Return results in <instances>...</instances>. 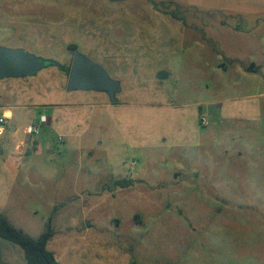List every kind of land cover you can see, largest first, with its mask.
<instances>
[{"label": "rangeland", "instance_id": "1", "mask_svg": "<svg viewBox=\"0 0 264 264\" xmlns=\"http://www.w3.org/2000/svg\"><path fill=\"white\" fill-rule=\"evenodd\" d=\"M0 44L58 64L0 81L15 147L55 133L0 155V213L58 264H264V0H0ZM76 53L114 101L68 90Z\"/></svg>", "mask_w": 264, "mask_h": 264}, {"label": "water", "instance_id": "2", "mask_svg": "<svg viewBox=\"0 0 264 264\" xmlns=\"http://www.w3.org/2000/svg\"><path fill=\"white\" fill-rule=\"evenodd\" d=\"M51 65L58 64L52 60L36 57L24 49H11L0 44V81L31 77ZM253 67L254 65L250 69ZM68 90L107 92L114 101L116 94L121 91V85L111 79L104 68L76 53L69 74Z\"/></svg>", "mask_w": 264, "mask_h": 264}, {"label": "crops", "instance_id": "3", "mask_svg": "<svg viewBox=\"0 0 264 264\" xmlns=\"http://www.w3.org/2000/svg\"><path fill=\"white\" fill-rule=\"evenodd\" d=\"M0 111H2L1 115H5L8 118V130L5 135H3L0 141L1 152L0 155L3 156L5 161L10 160L11 158H16V152L19 148H24V150L32 151L33 153H38L42 148L44 151H52L54 143L55 133L53 130V126L51 122L48 123L43 130L41 136H32L31 138H27L25 144H17V139L21 136V133L24 131L27 133V127L23 126V118L24 116L19 113V108L16 105L12 104H0ZM41 115H46V113H42L38 116H35L31 122V126L37 123L40 120Z\"/></svg>", "mask_w": 264, "mask_h": 264}, {"label": "trees", "instance_id": "4", "mask_svg": "<svg viewBox=\"0 0 264 264\" xmlns=\"http://www.w3.org/2000/svg\"><path fill=\"white\" fill-rule=\"evenodd\" d=\"M51 228L39 238H33L18 230L2 213H0V240L20 247L25 253L28 264H58L55 254L48 249L53 238Z\"/></svg>", "mask_w": 264, "mask_h": 264}, {"label": "built area", "instance_id": "5", "mask_svg": "<svg viewBox=\"0 0 264 264\" xmlns=\"http://www.w3.org/2000/svg\"><path fill=\"white\" fill-rule=\"evenodd\" d=\"M48 116L41 115L40 120L31 126L30 132L33 136H41L43 128L48 124ZM8 130V118L5 115L0 116V137L6 134Z\"/></svg>", "mask_w": 264, "mask_h": 264}]
</instances>
